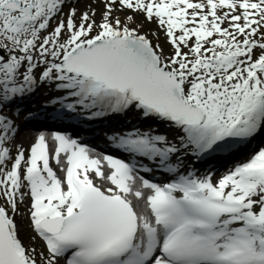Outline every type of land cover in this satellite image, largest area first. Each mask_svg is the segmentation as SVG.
Masks as SVG:
<instances>
[{
  "label": "snow or ice",
  "instance_id": "snow-or-ice-1",
  "mask_svg": "<svg viewBox=\"0 0 264 264\" xmlns=\"http://www.w3.org/2000/svg\"><path fill=\"white\" fill-rule=\"evenodd\" d=\"M258 137L264 0H0V264H264Z\"/></svg>",
  "mask_w": 264,
  "mask_h": 264
},
{
  "label": "bare ground",
  "instance_id": "bare-ground-1",
  "mask_svg": "<svg viewBox=\"0 0 264 264\" xmlns=\"http://www.w3.org/2000/svg\"><path fill=\"white\" fill-rule=\"evenodd\" d=\"M37 93L38 94H42V95H51V93H48L46 89H40L35 94H37ZM31 112H34V110H32ZM23 116H24V113H21V117H23ZM40 118H42V115L40 116ZM44 121H46V123ZM44 121H40V122L37 121L33 125H38V124H40V126L49 125V120L44 119ZM104 123H105V125L106 124H111L112 127H121V128L123 126H125V124H126L125 123V118H118L116 120L106 121ZM101 128H102V125L97 123V124H95V128L93 130L99 131ZM161 130L162 131L164 130L163 126H161ZM40 131H45V130H40ZM37 132H39V130H32V129L28 130L22 136L19 137V140L24 143L25 147H27L28 144L30 143V138L33 137ZM89 135L91 136V134H89ZM101 135H103L102 132H101ZM91 143L93 145L99 143L100 146H104L105 147V142L102 141V140H99V139H95V140L91 139ZM214 162H215L214 160L211 161V164L214 163ZM197 167L202 168L204 166L203 165H197Z\"/></svg>",
  "mask_w": 264,
  "mask_h": 264
},
{
  "label": "rangeland",
  "instance_id": "rangeland-1",
  "mask_svg": "<svg viewBox=\"0 0 264 264\" xmlns=\"http://www.w3.org/2000/svg\"><path fill=\"white\" fill-rule=\"evenodd\" d=\"M78 7H80L81 9H83V8H84V3L79 4ZM152 28H154V25H149L148 28L146 29V31H147V30H150V29H152ZM161 41H163V36H161ZM38 99H42V97H39V98L37 97V98H35V100H38ZM37 104H38V101H35L33 104H31V103H26L25 109H26V110H29V109H31V108L34 106L35 108H32V110L37 111V110H38V109L36 108ZM40 105H41V104H39V106H40ZM132 118H133V117L129 116V117H128V120H129V119H132ZM25 129H26V128H24V129L22 130V133H21L22 135L24 134Z\"/></svg>",
  "mask_w": 264,
  "mask_h": 264
}]
</instances>
